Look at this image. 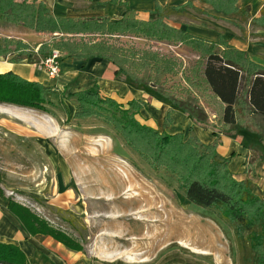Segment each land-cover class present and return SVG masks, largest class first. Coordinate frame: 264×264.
<instances>
[{
  "label": "rangeland",
  "instance_id": "1",
  "mask_svg": "<svg viewBox=\"0 0 264 264\" xmlns=\"http://www.w3.org/2000/svg\"><path fill=\"white\" fill-rule=\"evenodd\" d=\"M196 18L193 12L174 22L191 25ZM92 39L105 38L64 36L49 46L63 53L57 43ZM109 40L137 56L174 63L176 75L152 73L149 80L147 68L138 81L152 83L157 94L173 89L183 95L184 77L198 58L190 50L131 37ZM68 95L49 91L44 111L0 105L2 198L26 207L86 256L99 258L97 264H241L244 252L227 222L190 205L174 179L129 149L102 120L77 119ZM184 98L191 108L197 104L195 96ZM103 169L110 177L98 188Z\"/></svg>",
  "mask_w": 264,
  "mask_h": 264
},
{
  "label": "trees",
  "instance_id": "2",
  "mask_svg": "<svg viewBox=\"0 0 264 264\" xmlns=\"http://www.w3.org/2000/svg\"><path fill=\"white\" fill-rule=\"evenodd\" d=\"M217 7L226 14H239L245 20V11L235 7L236 0H199ZM175 8L155 7L148 22L125 19L117 23L103 21H54L44 6L17 4L15 0H0V17L15 25H22L36 33H92L129 35L148 40L168 43H182L199 55L192 71L194 84L205 85L222 105L221 123L225 134L245 129L238 116L258 118L264 122V68L246 60L243 54L229 48L223 53L215 46L168 27L163 20L177 13ZM253 25L264 26V10ZM57 43L77 57L104 58L117 67L115 77L137 81L147 68L153 74H175L174 63L158 61L154 56L126 52L114 46H73ZM45 48V47H44ZM47 48V47H46ZM43 47L40 49L42 50ZM176 75V74H175ZM149 86V85H147ZM47 90L37 83L27 82L12 73L0 75V105H10L44 111ZM160 96L173 106L187 112L198 123L203 121L197 107H184L174 99L172 92H161ZM75 98L77 119L95 118L110 126L124 144L149 158L156 171L164 172L174 179L183 191L186 201L195 208L214 212L227 222L234 231L238 246L244 252L241 264H264V199L254 193L251 182H237L228 171V159L216 154L217 141L201 145L196 139L184 141L182 135L168 136L135 120L142 107L136 101L127 104V109L111 98H103L96 88L69 96ZM165 118V126L169 121ZM257 134L262 138L264 130L256 119H251ZM1 197V195H0ZM2 198V197H1ZM7 201L9 212L17 218L24 230L31 236L46 235L73 252H82L71 242L26 207ZM53 210V209H52ZM55 213L64 212L55 209ZM65 220L73 222L71 218ZM0 264H30L18 247L0 244Z\"/></svg>",
  "mask_w": 264,
  "mask_h": 264
},
{
  "label": "crops",
  "instance_id": "3",
  "mask_svg": "<svg viewBox=\"0 0 264 264\" xmlns=\"http://www.w3.org/2000/svg\"><path fill=\"white\" fill-rule=\"evenodd\" d=\"M15 2L33 6L42 5L56 22L117 23L125 19L148 22L149 14L155 7L176 8L177 13L163 20L168 27L214 45L219 53L231 48L243 54L249 62L264 68V26L252 24L253 20L261 17L264 0H236V9L246 12L245 20L239 14H226L223 10L199 0H15ZM193 12L198 13L199 18H196L198 23L175 24L174 18L184 19ZM87 35L105 39H92L88 42L80 40L76 45L71 42L72 45L77 47L113 46L109 43V38L119 37L148 40L100 32L36 33L0 17V75L12 73L27 82L41 85L47 93L55 91L58 94H64L69 91L71 96L96 88L101 97L111 98L125 109L128 108L129 102L136 101L142 107L135 115V120L142 126L168 136L182 135L184 141L194 138L204 146L211 145L216 140V154L221 159H228V171L232 178L237 182H251L255 195L264 199V136L261 138L257 134L251 119H256L261 130H264V122L254 116L248 118L240 115L238 119L244 124L245 129H236L227 134L223 132L220 121L222 105L205 85L193 83L192 71L196 62L199 61V55L195 51L182 43L149 40L171 44L174 48L184 47L198 57L188 75L184 77V85L181 88L183 95L180 97L174 95V99L182 102L184 107L191 108L190 101L185 100L184 97L185 95L195 96L198 100L195 107L201 110L203 118L200 123L187 112L163 99L160 96L161 92L158 94L155 92L156 88L152 83L145 87L138 80L137 83V81L115 77L118 69L107 59L81 58L69 52L60 51L62 57L57 78L49 79L46 73L38 68L42 59L52 49L49 45L57 42L58 37H87ZM52 41L54 43H51ZM42 47L43 51H40ZM46 47L47 53H45ZM165 92L173 93L174 91L172 89ZM69 95L68 98H70ZM73 99L76 106V99ZM167 114H169V121L165 126ZM7 205L6 199L0 197V244L18 247L30 264H97L96 261H101L98 260L99 258H95V261L93 257H88L82 252L70 251L50 236L29 235L17 218L9 212Z\"/></svg>",
  "mask_w": 264,
  "mask_h": 264
},
{
  "label": "built area",
  "instance_id": "4",
  "mask_svg": "<svg viewBox=\"0 0 264 264\" xmlns=\"http://www.w3.org/2000/svg\"><path fill=\"white\" fill-rule=\"evenodd\" d=\"M62 55L57 49H51L50 53L42 59L39 69L43 70L49 79H55L60 73V59Z\"/></svg>",
  "mask_w": 264,
  "mask_h": 264
},
{
  "label": "bare ground",
  "instance_id": "5",
  "mask_svg": "<svg viewBox=\"0 0 264 264\" xmlns=\"http://www.w3.org/2000/svg\"><path fill=\"white\" fill-rule=\"evenodd\" d=\"M4 113H6V112H4ZM98 174H99V177L102 178L101 181H100V183H99L100 185H99V187H98V188H101V187L104 186V184H106V180L110 177V171H105V170L103 169V170L101 171V173L98 172ZM115 176H116V175H115ZM118 178L121 179L119 175H117V176L115 177V179H117V180H118ZM109 180H110V179H109ZM119 182H121V181H119ZM124 182H126V181H124ZM122 184H123V183H122ZM147 197H148L147 200H149V196H148V195H147ZM144 200H146V199H145V196H144Z\"/></svg>",
  "mask_w": 264,
  "mask_h": 264
}]
</instances>
